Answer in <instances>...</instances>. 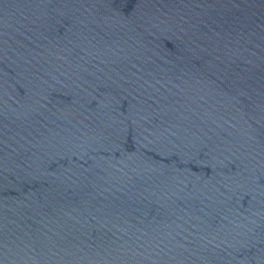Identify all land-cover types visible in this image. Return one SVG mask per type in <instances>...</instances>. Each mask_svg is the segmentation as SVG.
I'll use <instances>...</instances> for the list:
<instances>
[{"label":"water","instance_id":"1","mask_svg":"<svg viewBox=\"0 0 264 264\" xmlns=\"http://www.w3.org/2000/svg\"><path fill=\"white\" fill-rule=\"evenodd\" d=\"M0 264H264V0H0Z\"/></svg>","mask_w":264,"mask_h":264}]
</instances>
